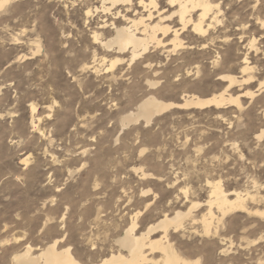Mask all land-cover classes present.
Wrapping results in <instances>:
<instances>
[{
	"label": "rangeland",
	"instance_id": "obj_1",
	"mask_svg": "<svg viewBox=\"0 0 264 264\" xmlns=\"http://www.w3.org/2000/svg\"><path fill=\"white\" fill-rule=\"evenodd\" d=\"M255 1L220 0L229 24L223 32L239 33L243 25L257 38V51L248 54L256 78L228 91L239 94L241 107H172L149 125L123 127L121 116L148 94L181 103L224 87L210 65L216 48L168 57L154 51L151 67L138 60L105 71L107 61L102 66L98 58L112 54L91 38L104 18L100 0H10L0 9V264H17L13 257L25 246L36 253L58 238L57 248L68 245L90 264L116 248L114 239L137 212L138 231L193 202L199 216L215 180L224 190L259 192L249 206L263 215L231 212L209 235L187 219L170 232L173 245L192 264H264V135L256 138L264 129V88L257 90L264 0ZM234 37L239 61L245 50ZM195 65L199 74L187 71ZM248 88L254 96L242 95Z\"/></svg>",
	"mask_w": 264,
	"mask_h": 264
},
{
	"label": "bare ground",
	"instance_id": "obj_2",
	"mask_svg": "<svg viewBox=\"0 0 264 264\" xmlns=\"http://www.w3.org/2000/svg\"><path fill=\"white\" fill-rule=\"evenodd\" d=\"M9 1L0 0V9ZM165 1L166 6H161L160 0H100V10L104 14V18L100 23L98 22V32L93 31L91 38L93 43H98L101 46V50L103 48L104 54L105 51L112 54V58L110 57L107 60L108 58L100 54L101 57L98 58L99 64L107 61L108 67L105 71H113L125 62L131 64L138 60H143L146 67H151L153 61L151 52L154 51L162 52L168 57V55H173L180 49L197 48L198 50H205L206 48L215 47V55L210 57V65L217 79L227 84L207 97L195 94L185 95L182 97L181 103L163 101L152 94H148L133 110H129L121 116L120 123L122 127L130 123H138L139 121H142L144 125H149L154 117L159 116L172 107L197 109L206 107L221 109L227 108L229 105L237 108L241 107L239 94L232 95L229 93L231 91L229 89L238 83L240 85L242 83L249 85L256 78L254 73L256 66L250 61L248 54L257 51V38L254 35L249 36L244 33L242 31L243 25L239 33L223 32L229 24L223 20L224 15L220 0ZM248 1L251 2L252 0ZM256 2L254 0V3ZM89 12L87 11V13ZM107 16L108 18H106ZM104 30L110 31L113 35L102 37ZM235 35L237 36L238 44L240 43L245 50L239 61H235L232 57L231 44L236 38L234 37ZM222 44L225 46L224 48L220 46ZM187 71L199 74L201 69L198 65H195L192 68L189 67ZM147 83L150 87H154L157 81L148 79ZM258 85L257 90L264 88V77ZM242 95L252 97L254 96V91L248 88L242 92ZM35 106L31 105L33 113L36 110ZM263 135L264 129L258 134L256 133V138L261 139ZM23 161L26 162L27 158L23 159ZM139 169L141 174L145 176L146 173L143 169ZM220 182L221 180L208 182L210 184L209 194L204 201V210L199 216L192 215V209L199 205L193 202L187 210L176 209L175 211L173 210L172 214H168L165 211L154 222L148 223L138 231L137 217L139 212L135 213L123 234L114 239L113 242L116 244V248L110 250L109 253L106 252V255L102 254L103 256L99 260L90 264H148L156 262L160 264H192L193 261L183 257L170 238L172 230L173 233H176L184 229V222L187 219L191 220L192 223L198 222L201 232L209 235L213 230L214 233H217L216 229L219 224H222L223 218L227 214H231V212L263 215L262 210L249 206L250 203L253 204L258 200L257 193L259 192L224 190ZM148 191L146 190L145 192ZM187 192V189L180 190V193H183L185 198ZM58 239L52 240L42 248L38 247L36 253L32 252V247L29 245L25 246L22 251L14 255L13 260L17 264H81L75 257L74 252L71 251L70 246L57 248Z\"/></svg>",
	"mask_w": 264,
	"mask_h": 264
}]
</instances>
